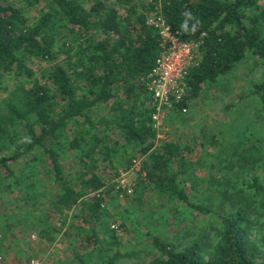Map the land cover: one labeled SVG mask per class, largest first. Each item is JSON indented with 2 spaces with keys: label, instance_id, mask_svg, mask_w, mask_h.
<instances>
[{
  "label": "trees",
  "instance_id": "obj_1",
  "mask_svg": "<svg viewBox=\"0 0 264 264\" xmlns=\"http://www.w3.org/2000/svg\"><path fill=\"white\" fill-rule=\"evenodd\" d=\"M84 3L0 0V194L18 187L31 199L42 168L59 186L50 199L54 208L61 211L81 205L80 213L73 217H81L83 224L73 230L84 251H75L70 262L96 264L90 262L96 251L105 256L101 264H115L124 255L119 248L122 238L117 232L96 227L108 214L101 206L103 197L85 195L104 186L96 173L99 163L114 164L120 148L137 146L135 153H148L152 164L141 165L143 177L135 188L152 185L191 210L219 218L209 245L203 240L205 234L184 244L151 235L149 257L140 264H264V243L249 233L251 214L257 211L252 201L241 204V195L231 209L218 213L209 204L190 202L179 188L177 167L183 164V148L174 142L154 147L151 98L142 81L159 49L156 30L146 24L148 11L159 12L185 41L205 33L200 59L186 78L187 97L173 107L181 110L189 99L201 94L204 84L217 81L245 56L264 61V0ZM34 7H38L36 12H32ZM33 58L46 66L34 70L28 65ZM255 92L263 101L264 84ZM104 106L106 115H98ZM30 154L20 169L25 173L18 172L12 162ZM68 156L76 165L71 176L64 174L60 164ZM249 189L253 198H260L259 209L264 214V184L253 176ZM238 193L241 190L235 191ZM228 198L232 199V193ZM121 227H125L120 226L122 233ZM29 228L38 230L40 236L49 235V226L39 227L34 220Z\"/></svg>",
  "mask_w": 264,
  "mask_h": 264
},
{
  "label": "rangeland",
  "instance_id": "obj_2",
  "mask_svg": "<svg viewBox=\"0 0 264 264\" xmlns=\"http://www.w3.org/2000/svg\"><path fill=\"white\" fill-rule=\"evenodd\" d=\"M83 1L86 4L90 0ZM37 8L34 7L32 12ZM154 11H148V15ZM28 65L37 70L46 63L33 58ZM260 84H264V61L247 55L217 81L204 84L201 94L187 102L186 112L178 107L169 110L164 137L155 136L154 147L174 142L183 148L180 155L183 164L177 167V184L190 202L209 204L213 211L224 213L241 195V204L246 199L252 201L257 211L251 214L249 233L263 244L264 214L259 209L260 198H253L249 189L253 176L264 184V100L255 92ZM106 112L104 106L98 115H106ZM137 149L130 145L122 147L114 164L105 161L96 169L104 182L99 190L103 191L102 201L108 212L96 227L117 232L122 238L119 248L124 255L115 264H140L141 259L149 257L146 251L151 235L184 244L197 234H205L203 240L207 245L211 244L219 224L216 214L204 215L191 210L176 197L159 193L152 185L137 188L136 182L142 180L143 174L131 170L130 160L139 157L143 167L145 162L149 166L152 164L148 153L140 155L135 153ZM32 154L12 162L18 172ZM60 164L66 176H71L76 169L71 156L62 158ZM175 166L173 163L171 168ZM121 173L137 186L132 194L120 196L114 191L113 186ZM45 174L42 168L38 171L39 187L29 195L31 199L26 198L27 194L18 187L13 192L0 194V253L7 264H27L30 258L38 259L39 264H73L70 261L75 259L74 252L82 254L84 251L79 235L73 230L83 224L81 217H73L80 213L81 205L61 211L54 208L50 199L58 193L59 186ZM240 190L241 193L236 195L235 191ZM93 193L90 191L85 197L93 196ZM230 193L232 199L228 198ZM175 209H178L176 213ZM31 220L39 227L48 225L49 235L40 236L38 230L29 228ZM122 225L125 229L121 227L124 230L121 233ZM31 233L35 238L30 237ZM103 257L94 251L90 262L101 264ZM75 264H78L77 260Z\"/></svg>",
  "mask_w": 264,
  "mask_h": 264
},
{
  "label": "built area",
  "instance_id": "obj_3",
  "mask_svg": "<svg viewBox=\"0 0 264 264\" xmlns=\"http://www.w3.org/2000/svg\"><path fill=\"white\" fill-rule=\"evenodd\" d=\"M146 24L156 30L159 49L153 67L143 76L142 81L151 98L150 116L156 137L162 138L165 134V119L169 110L181 104L187 97L186 78L190 68L198 62V51L205 33L202 32L198 39L185 41L180 32L172 29L157 11L146 16ZM181 111L186 112V105L181 107ZM140 160L139 157L131 160V170L141 169ZM124 174H120L114 185V191L120 196L132 194L134 188V184L128 182ZM102 192L98 190L93 195L100 197L103 195ZM104 205L102 202L101 206ZM30 237L35 238V234L31 233ZM0 264H7L1 253ZM27 264H39V262L36 258H30Z\"/></svg>",
  "mask_w": 264,
  "mask_h": 264
}]
</instances>
